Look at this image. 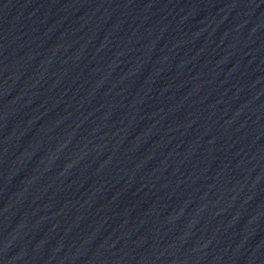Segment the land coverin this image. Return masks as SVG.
<instances>
[{"label":"water","instance_id":"95a60500","mask_svg":"<svg viewBox=\"0 0 264 264\" xmlns=\"http://www.w3.org/2000/svg\"><path fill=\"white\" fill-rule=\"evenodd\" d=\"M0 264H264V0H0Z\"/></svg>","mask_w":264,"mask_h":264}]
</instances>
